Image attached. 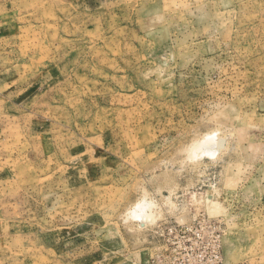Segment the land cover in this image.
Segmentation results:
<instances>
[{"label":"rangeland","instance_id":"rangeland-1","mask_svg":"<svg viewBox=\"0 0 264 264\" xmlns=\"http://www.w3.org/2000/svg\"><path fill=\"white\" fill-rule=\"evenodd\" d=\"M162 254L264 264V0H0V264Z\"/></svg>","mask_w":264,"mask_h":264},{"label":"bare ground","instance_id":"bare-ground-1","mask_svg":"<svg viewBox=\"0 0 264 264\" xmlns=\"http://www.w3.org/2000/svg\"><path fill=\"white\" fill-rule=\"evenodd\" d=\"M213 133V132H212ZM211 133V134H212ZM207 135V134H206ZM208 135H210V134H208ZM204 137H205V135L203 136V138L202 139H204ZM207 137H209L210 138V140H209V142H210V144H209V147H205V149L203 150L204 152L203 153H208L209 155H215L217 152H220L221 150H223V149H225L226 148V146H227V143H228V139H227V137L226 136H217V135H214V134H212L211 135V137L210 136H207ZM223 140L224 141V144H222L221 145V147L219 146V141L220 140ZM201 140V139H200ZM199 140V141H200ZM205 140H206V138H205ZM207 141V140H206ZM198 144V143H197ZM195 146H197L196 145V143L194 144ZM205 146H206V144H204ZM195 146H194V148H195ZM200 147H202V148H204L203 147V143H202V146L200 145V146H197L196 148L197 149H195V151L197 152V151H199V150H202V149H200ZM193 148V149H194ZM196 152H193V153H195L196 154ZM202 152V151H201ZM205 153V154H206ZM198 154V153H197ZM196 154V155H197ZM142 201V200H141ZM147 206V203H144V202H141V203H138L137 204V209H135V211H134V213H132V214H134V216H146L147 218L150 216H148L147 215V213H146V207ZM135 207V206H134ZM148 207V206H147ZM136 208V207H135ZM134 210V209H133ZM132 210V211H133ZM130 213V212H129ZM149 214V213H148ZM151 214V213H150ZM151 215H153V214H151ZM150 218V217H149Z\"/></svg>","mask_w":264,"mask_h":264},{"label":"built area","instance_id":"built-area-1","mask_svg":"<svg viewBox=\"0 0 264 264\" xmlns=\"http://www.w3.org/2000/svg\"><path fill=\"white\" fill-rule=\"evenodd\" d=\"M185 247H183L182 245H177L175 247V249H173V251H171V250L169 251L168 249H166V251H169V253L181 251V250H185L184 249ZM197 256H196V258H197L196 264H200L201 255H197ZM190 257L191 256L186 257V255L182 256V257H176V256L167 257L166 255L162 254V257L158 256V257L153 258L149 264H173L176 258L181 262V264H194V263L190 262Z\"/></svg>","mask_w":264,"mask_h":264},{"label":"water","instance_id":"water-1","mask_svg":"<svg viewBox=\"0 0 264 264\" xmlns=\"http://www.w3.org/2000/svg\"><path fill=\"white\" fill-rule=\"evenodd\" d=\"M222 144H224V141L221 139V140L219 141V146L221 147Z\"/></svg>","mask_w":264,"mask_h":264}]
</instances>
